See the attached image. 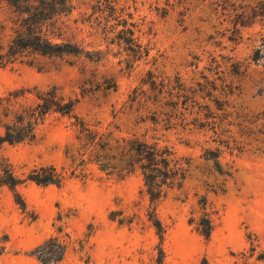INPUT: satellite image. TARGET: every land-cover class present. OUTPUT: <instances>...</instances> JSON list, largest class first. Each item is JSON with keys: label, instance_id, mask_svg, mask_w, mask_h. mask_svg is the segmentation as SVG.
<instances>
[{"label": "rangeland", "instance_id": "rangeland-1", "mask_svg": "<svg viewBox=\"0 0 264 264\" xmlns=\"http://www.w3.org/2000/svg\"><path fill=\"white\" fill-rule=\"evenodd\" d=\"M71 2L55 26L90 57L25 53L0 65V98L16 93L13 111L49 90L73 102L70 115L47 113L33 140L0 147L21 179L65 170L59 186L19 184L24 207L0 186V264H45L35 249L49 239L64 253L47 264H151L159 248L163 264H264V20L235 25L238 0ZM19 20L0 0V53ZM11 118L0 114V133ZM79 120L111 147L136 138L183 164L185 178L155 206L162 239L138 168L111 172L85 154L78 164Z\"/></svg>", "mask_w": 264, "mask_h": 264}, {"label": "trees", "instance_id": "trees-1", "mask_svg": "<svg viewBox=\"0 0 264 264\" xmlns=\"http://www.w3.org/2000/svg\"><path fill=\"white\" fill-rule=\"evenodd\" d=\"M9 3L20 15L15 35L7 45L4 52L0 53V65L4 66L15 62L25 53L38 56L78 55L84 53L90 57V52L83 50L78 44L65 40L60 27L55 26V19L67 15L73 8L71 0H3ZM235 25L250 26L254 22L264 20V0H238L234 9ZM260 49L255 51L256 54ZM254 59H258L256 56ZM17 98L16 93H9L7 97L0 98V107L3 117L12 116L11 120L2 122L0 133V147L3 143L18 144L23 141L33 140L35 130L40 120L49 112L55 111L71 114L73 102L62 103L55 90L40 93L38 102L34 106L21 105L18 111H13L12 100ZM1 121V120H0ZM81 139H85L86 147L77 159L79 165L89 161L98 163L101 169L123 174L138 168L143 176L145 191L153 205L152 223L160 239L163 236V226L155 216L157 201L164 196L166 189L174 184H180L185 178V168L180 162L172 158L169 148H158L156 144L134 139H123L116 146H110L103 137L104 134L92 132L82 120L78 122ZM111 148L115 153L111 154ZM86 155L84 158L82 155ZM114 159V161H113ZM76 169V168H75ZM71 170V174L75 173ZM26 180L38 185L54 184L59 186L65 179V170H57L54 165L33 168L27 174ZM25 179L17 177L13 171L2 164L0 157V186L5 185L13 191L15 201L25 206V202L17 191V186ZM199 232L208 238L211 233V221L208 217H201L198 222ZM37 258L42 263L59 261L63 257L64 246L54 239L45 241L35 249ZM163 250L159 248L158 256L154 263L163 264ZM264 258V252L259 255ZM205 264V260L203 263Z\"/></svg>", "mask_w": 264, "mask_h": 264}]
</instances>
